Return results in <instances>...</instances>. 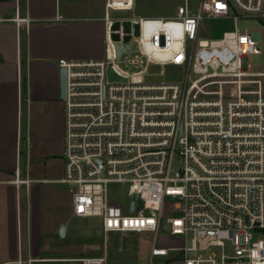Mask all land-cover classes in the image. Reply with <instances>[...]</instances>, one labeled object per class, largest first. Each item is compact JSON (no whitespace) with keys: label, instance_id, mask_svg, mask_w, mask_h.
Masks as SVG:
<instances>
[{"label":"built area","instance_id":"obj_1","mask_svg":"<svg viewBox=\"0 0 264 264\" xmlns=\"http://www.w3.org/2000/svg\"><path fill=\"white\" fill-rule=\"evenodd\" d=\"M135 7L106 0L102 60L59 61L68 70L59 182L70 188L74 215L100 218L109 243L156 235L151 259L264 264V72L248 62L263 51V36L235 29L201 38L210 18L264 23V0H202L196 13L185 0L176 15L159 17L135 16ZM151 64L185 66L186 80L146 84ZM108 67L128 82L110 84ZM114 187L125 190V204L112 199ZM162 227L180 244L160 245Z\"/></svg>","mask_w":264,"mask_h":264},{"label":"crops","instance_id":"obj_2","mask_svg":"<svg viewBox=\"0 0 264 264\" xmlns=\"http://www.w3.org/2000/svg\"><path fill=\"white\" fill-rule=\"evenodd\" d=\"M105 4L0 1V264H83L103 256L115 264L118 244L80 228L76 221L84 219L73 213L70 188L59 182L65 176L59 61L104 58Z\"/></svg>","mask_w":264,"mask_h":264},{"label":"rangeland","instance_id":"obj_3","mask_svg":"<svg viewBox=\"0 0 264 264\" xmlns=\"http://www.w3.org/2000/svg\"><path fill=\"white\" fill-rule=\"evenodd\" d=\"M202 0H188L190 10L193 13L198 11V7ZM185 0H136V7L133 11L135 16L144 17H158V16H174L178 12V9L184 5ZM233 9V8H232ZM235 12V11H234ZM237 14V13H235ZM116 17L130 16L126 13H115ZM235 29L248 30L249 32H259L263 36V51L260 54L250 55L248 62L251 65V71L264 72V23L257 18H242L239 17L236 21L231 18H210L206 19L202 26V39L217 40L221 39L225 32H231ZM135 49L133 44V50ZM107 81L110 84H126L127 79L118 76L111 67H108L106 71ZM186 80V67L174 64L168 65H156L151 64L148 67L147 73L144 76L146 84H183ZM263 90H264V78ZM231 88V92H232ZM62 104L64 101L61 100ZM63 105V117L65 122V111ZM24 145L26 140L23 139ZM25 151L23 157H25ZM22 174V172H20ZM16 176V171L14 177ZM112 199L119 204H125L127 202V195L123 188H113ZM76 223L81 229H85L90 236L101 238L102 242L104 234L102 232V222L98 217H90L84 220H77ZM156 235L154 234H125L113 236L114 244L116 246V252L113 253L111 259L115 264H171L175 259L177 253H171L168 257H155L151 259V249L154 245ZM160 245H177L180 244V237H172L166 231L165 227H162L157 237Z\"/></svg>","mask_w":264,"mask_h":264},{"label":"water","instance_id":"obj_4","mask_svg":"<svg viewBox=\"0 0 264 264\" xmlns=\"http://www.w3.org/2000/svg\"><path fill=\"white\" fill-rule=\"evenodd\" d=\"M129 41V38L128 40ZM130 48V45L127 44L126 45V49H129ZM118 50H119V54L122 53L123 51V48H121L120 45H118ZM59 85H60V99L61 100H65L67 98V90H68V70L67 68L65 67H62L60 68V71H59ZM65 231H66V227L63 226L61 228V231H60V234L63 236L65 235Z\"/></svg>","mask_w":264,"mask_h":264},{"label":"bare ground","instance_id":"obj_5","mask_svg":"<svg viewBox=\"0 0 264 264\" xmlns=\"http://www.w3.org/2000/svg\"><path fill=\"white\" fill-rule=\"evenodd\" d=\"M161 57H163V58H168V57H171L172 56V54L171 53H168L167 55H160ZM15 181H17V180H15ZM19 182V181H18Z\"/></svg>","mask_w":264,"mask_h":264},{"label":"trees","instance_id":"obj_6","mask_svg":"<svg viewBox=\"0 0 264 264\" xmlns=\"http://www.w3.org/2000/svg\"><path fill=\"white\" fill-rule=\"evenodd\" d=\"M0 1H4V0H0ZM25 81H26V79H25Z\"/></svg>","mask_w":264,"mask_h":264}]
</instances>
